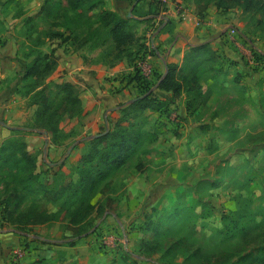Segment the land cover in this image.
Masks as SVG:
<instances>
[{
    "label": "rangeland",
    "instance_id": "obj_1",
    "mask_svg": "<svg viewBox=\"0 0 264 264\" xmlns=\"http://www.w3.org/2000/svg\"><path fill=\"white\" fill-rule=\"evenodd\" d=\"M184 1L129 0L126 30L135 37L129 46L131 56L155 55L149 39L161 30L163 18L154 20L149 15L162 16L160 13L168 4L178 13L193 10L201 20L211 13L225 15L224 24L235 28V35L241 40L239 56L236 60L221 56L210 45L219 59L203 61L204 55H200L195 60L199 91L190 94L184 91L173 103L169 98L161 100L156 110L143 114L142 128L155 135V139H145L120 169L98 184L91 198L93 210L82 224L86 234L76 236L81 238L79 250L75 257L70 252L68 264H204V255L211 257L208 264H230L238 253L257 252L264 247V69L254 70L252 64L245 62L251 59L248 48L264 55V3L244 10L234 0ZM103 3L107 7L108 0ZM64 8L65 0H56L48 14L24 17L12 28L0 27V48L5 43L2 34L6 30L13 33L11 53L20 67L19 75L32 59L27 57L30 48L43 53L54 50L57 59L59 49L69 50L71 46L74 49L77 45L78 40L73 43L72 39L48 36L64 31ZM37 39L43 43L37 44ZM104 41L103 45L99 41L84 46L107 63L130 61L123 58L125 51L114 48L112 39ZM177 54L178 51L172 53L168 64L180 68L183 57L180 62ZM60 78L63 76L56 65L46 81H64ZM17 85L15 90L23 100L26 113L23 121L14 127L1 118L0 141L14 134L7 128L18 129L25 142L29 137L37 140L34 147L26 142V148L36 156L33 171L39 175L40 182H50L51 176L58 172L63 174L60 182L75 180L74 167L87 151L88 139L107 132L119 110L113 113L103 110L106 119L101 118L103 123L95 132H84L87 123L84 115L71 120L64 118L59 129L71 136L53 142L43 130L31 128L36 107L26 105L28 98L23 96L25 84L21 76ZM3 172L11 174H0L3 179L0 180V218L4 217L5 198L11 196V203L19 204L12 210L9 208L7 221L0 222V230L25 238L9 244V249L23 251L22 258L13 261L8 252L9 261L0 264H56L43 252L36 253L39 247L30 243L38 240L36 236L45 237L40 240V246L50 250L68 242L65 240L75 233L72 227L79 226L68 224V211L50 202V195L38 184L34 188H22L16 185L14 170L6 165ZM15 188L18 193L12 197ZM47 214L54 218L31 222L34 216L40 215L35 218L42 219ZM238 217L249 221L248 228L234 236L224 231L228 219ZM25 233L32 235L29 241L25 240Z\"/></svg>",
    "mask_w": 264,
    "mask_h": 264
},
{
    "label": "trees",
    "instance_id": "obj_2",
    "mask_svg": "<svg viewBox=\"0 0 264 264\" xmlns=\"http://www.w3.org/2000/svg\"><path fill=\"white\" fill-rule=\"evenodd\" d=\"M54 1L56 0H43L40 10L35 16L48 14ZM103 2L104 0H65L66 19L62 24L64 31H56L48 36L64 40L72 39L73 43L78 40L75 49L84 46L87 42L96 44L101 41L99 45H103L105 39H112L117 51L126 52L123 57L125 60L137 61V67L129 80H135L138 89L136 99L119 105V116L105 134L88 139L87 151L80 156L74 167L77 175L75 180L64 179L60 182L63 174L58 172L51 176L50 182H40L39 175L33 171L36 165V156L27 150L26 142L18 129L7 128L14 134L0 141V174H11V172H3V168L7 165L10 170H14L13 178L17 181V186L22 185V188L27 189L28 187L34 188L38 184L42 187L43 191L50 195V202L58 205L60 210L68 211V224L79 226L77 229L72 227V231H75L73 237L86 232L83 230L82 224L86 216L93 210L91 198L98 184L110 173L120 169L127 162L131 153L144 144L145 139H155V135L142 128L143 114L148 110H156L160 102L151 96V92H148L149 86L143 80V75L138 67V62L145 60V54H140L139 58L135 53L131 56L129 46L133 44L135 37L126 30L127 18L106 9ZM234 2L242 6L244 10H250L258 4H263L264 0H234ZM76 31L82 35L79 36L78 33H75ZM80 39L82 40L80 41ZM36 43L41 45L43 42L41 39H37ZM200 55H204L203 61L219 59V54L210 47L209 43L190 46L188 52L183 56V65L180 68L167 64V72L159 80L157 88L171 92L174 98H178L184 91L189 94L191 91L198 92V62L195 60ZM27 57L32 59L23 66L21 82L25 84L23 96L28 98L27 107H36L34 123L31 128L45 131L53 142L59 137L62 139L70 137V133H61L59 125L64 118L71 120L75 116L80 117L85 114L78 89L67 81L59 83L46 81L57 65L54 50L43 53L30 48ZM220 58L224 60L221 56ZM189 104L186 106L187 110ZM0 180L3 179L0 178ZM17 193L18 188H15V191L11 193L12 197ZM11 202V196L4 199V217L0 218V222L6 220V214L10 213V209L16 208L19 204L18 201L13 204ZM39 216H34L31 222L42 223L54 218L52 214L42 215V219L35 218ZM238 218L240 220L228 219L229 221L223 226L224 231L233 236L237 233L242 234L240 232L248 228L249 221H242L240 217ZM69 244L73 245L74 242L70 241ZM197 252L198 250L192 254ZM203 260L204 264H208L211 257L204 255ZM230 264H264V247L257 252L238 253Z\"/></svg>",
    "mask_w": 264,
    "mask_h": 264
},
{
    "label": "crops",
    "instance_id": "obj_3",
    "mask_svg": "<svg viewBox=\"0 0 264 264\" xmlns=\"http://www.w3.org/2000/svg\"><path fill=\"white\" fill-rule=\"evenodd\" d=\"M177 1L185 2L184 0ZM35 2L37 6L34 5ZM41 2L42 0H0V27L8 28L9 26L12 28L15 22L37 14ZM128 2L129 0H108L105 8L115 11L122 17L125 15L129 17L130 11L126 9ZM160 14L162 16L149 15V17H154V20L163 18V22L157 35L149 39L155 55L145 54V60L150 64L151 71L143 75V80L148 84V92H151L152 97L160 101L169 98L173 103V99L176 98L172 96L171 92L157 88L159 80L167 72V64L172 53L178 51L177 57L180 58L181 62L187 48L201 43H209L215 50H218L221 56L226 55L228 58L236 60V57L239 56L237 53L239 48L227 42L221 35L229 27L224 24L227 19L225 15L211 13L201 20V17H198L190 9L178 13L172 4L166 5V9ZM134 18L137 17L134 16ZM169 27H171L170 31ZM2 38L5 43L3 42L0 48V120L5 118L7 123H12L11 126L14 127L23 121L26 111L23 108V100H20L15 90L18 88V85H15L21 74H18L20 67L16 62L14 53H11L15 41L12 31L6 30L2 34ZM59 50L57 69L61 71L63 76L60 80L63 79L73 84L79 91V97L85 109L84 119L85 122L87 121L84 132H95L98 129L99 125L103 123V121L100 122L101 118L106 119L107 116L103 114V110L113 113L118 111L120 104L129 102L138 96L135 80L129 81L133 76L135 67H137L136 60L107 64V62L97 58L94 53H89L86 46L77 49H73L71 46L69 50ZM229 54L232 55L229 56ZM2 124L9 127L6 123ZM36 141L31 137L26 139L27 144L31 147H34ZM24 235L27 236L25 239L27 241L32 238L30 234L25 233ZM19 238L25 237L0 230V262L9 261L8 252L12 249H9V244L10 242H17ZM35 238L38 240L33 241L30 245L39 247L36 253L43 252L46 257L53 258L56 264L70 263V252L75 257L79 250V241H81V238L71 236L65 240L68 242L59 243L47 250L44 246H40V240L45 239V237L36 236ZM70 241L74 244H69ZM62 250H64L63 254H58Z\"/></svg>",
    "mask_w": 264,
    "mask_h": 264
},
{
    "label": "built area",
    "instance_id": "obj_4",
    "mask_svg": "<svg viewBox=\"0 0 264 264\" xmlns=\"http://www.w3.org/2000/svg\"><path fill=\"white\" fill-rule=\"evenodd\" d=\"M164 1V0H163ZM235 28L229 26L227 27L222 33L221 35L226 39L227 42H230L232 44L235 45L236 48H238L240 44V39H237V36L235 35ZM235 38L237 41H235ZM248 51L251 55V59H249L250 61H246L245 56H240L242 57L241 59H244L245 62H249L250 64H252L253 66H251L254 70H263L264 69V55L260 54L255 48H248ZM240 52V49H239ZM238 52V53H239ZM241 55V54H240ZM138 67L141 71V74H147L149 73V71H151V66L149 63L146 62V60H140L138 62ZM10 255L13 261L19 260L20 258H22V256L24 255L23 251L19 248H12L10 251Z\"/></svg>",
    "mask_w": 264,
    "mask_h": 264
},
{
    "label": "water",
    "instance_id": "obj_5",
    "mask_svg": "<svg viewBox=\"0 0 264 264\" xmlns=\"http://www.w3.org/2000/svg\"><path fill=\"white\" fill-rule=\"evenodd\" d=\"M141 97H142V96H141ZM135 99H136V98L132 99L131 101H134ZM43 133H46V132L44 131ZM105 133H106V131L103 132V133L94 134V135H91L90 138H96V137H99V136H101V135H103V134H105ZM45 144H46V141H45Z\"/></svg>",
    "mask_w": 264,
    "mask_h": 264
}]
</instances>
